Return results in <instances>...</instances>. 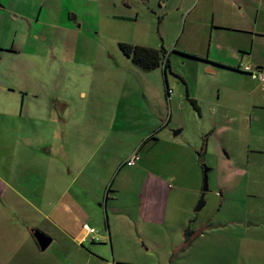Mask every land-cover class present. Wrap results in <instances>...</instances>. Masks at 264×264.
Returning <instances> with one entry per match:
<instances>
[{
  "label": "crops",
  "instance_id": "0c3cea01",
  "mask_svg": "<svg viewBox=\"0 0 264 264\" xmlns=\"http://www.w3.org/2000/svg\"><path fill=\"white\" fill-rule=\"evenodd\" d=\"M64 2L73 16V24L66 19L67 23L59 25L66 31L79 32L78 18L87 17V13L95 9L97 13L100 8L99 3L88 0H64L60 5L63 6ZM160 2L162 0H158L159 5ZM125 5L130 9L129 3ZM113 6L116 8L115 4ZM158 8L162 12L159 17L164 30L172 29L176 34L172 50L168 51L163 46L168 52L170 71V57L174 54L185 65L189 62L191 70L194 69L191 83L186 75L175 74V77L183 84L186 98L195 101L199 119L205 122L202 133L206 143L201 151L209 162L211 189H216L214 196L221 200L218 211L228 206L230 200L232 208L239 206L241 211L235 210L233 213L234 222L223 220L213 223L211 215V234L229 242L233 234L213 228H224L223 223H229L232 232L238 235L257 232L263 235L264 217L256 221L247 218V209L238 197L264 186V164L260 160L264 158V82L253 81L238 69L249 66L264 72V0H163ZM170 13L175 15L168 16ZM127 18L130 17L122 14L112 16L114 20ZM28 36L35 39L32 34ZM161 36L164 40V34ZM28 55V62L36 57L35 53ZM162 76L164 83L161 90L163 87L168 101L171 97L166 96L168 79L163 73ZM26 78L28 92L19 91L29 99L23 97L19 102L5 103L0 107L11 116L0 119H5L0 125V264H42V256L38 254L51 246L54 233L60 239L80 246V249H86L84 245L91 244L86 249L88 258L97 260L99 264H150L147 255L160 254L163 257L164 253H169L173 256L190 248L202 230L201 226L195 229L198 213L192 210L196 207L194 197L197 193L198 197L199 192L191 190L189 193L190 208L184 209L180 202H175L172 212L169 201L172 194L176 197L177 190L172 193L173 187L169 181L176 180L181 185L183 174L175 179L172 175H164L165 172L146 173L135 200L134 212L128 207L106 202L105 214L108 212L111 218L108 215L105 217L103 230L99 231L101 236L95 230L97 243L91 237L86 238L85 230L91 227L81 226V214H86L78 193H69L74 186L79 190L88 189V181L92 178H83L88 158L92 156L104 165L107 151L114 148L109 143L104 146L103 138L108 136L88 135L87 124L71 120L70 98L63 99L53 93L54 98H49V102L44 96H41L44 103L37 102L41 82L31 72L26 74ZM81 87L77 94L85 99L86 91ZM171 95L174 97V91ZM40 113L43 119L49 120L46 131L41 128ZM95 120L92 122L97 124ZM171 120L169 118L168 123ZM163 121L158 130L151 128L148 131L150 138H141L128 156L133 152L139 154L156 132H164V136L166 124ZM184 130V127L179 129L181 132L178 135ZM39 153H42V157ZM4 156L10 157V161ZM81 159L84 160L80 166ZM125 161L116 163V166L119 164L116 176L125 170L131 173L141 170L138 164L133 168L125 166ZM121 176L132 182L127 174ZM113 184L114 180L110 188ZM157 186L166 190L159 209L154 200L148 204L146 199L147 195L154 194ZM185 186L180 188L182 193L187 191ZM248 197L256 198L254 195ZM211 206H215L212 192ZM155 207L158 218L152 220L151 213ZM92 217L95 216L91 215L90 219ZM98 220L99 217L92 219V222ZM186 229L196 236L184 248ZM34 232L50 239L51 243L45 251H40ZM171 237L175 244L171 242ZM164 241L167 243L164 244ZM171 257H166V264H172ZM158 264L164 263L159 259Z\"/></svg>",
  "mask_w": 264,
  "mask_h": 264
},
{
  "label": "rangeland",
  "instance_id": "374dc122",
  "mask_svg": "<svg viewBox=\"0 0 264 264\" xmlns=\"http://www.w3.org/2000/svg\"><path fill=\"white\" fill-rule=\"evenodd\" d=\"M63 1L0 0V107L5 103L19 102L23 97L29 99L22 92H28L26 74L31 72L41 82V93L36 99L37 102L44 103L41 96L46 97L49 102V98H54L53 93L63 99L70 98L71 120L87 124L85 128L88 129V135L108 136L103 138L104 146L109 143L114 149L107 151L104 165L91 156L88 158L86 170H83V178H92L88 181V189L79 190L74 186L69 193H78L81 207L86 214H81V226L94 228L98 235L101 236L99 231L103 230L105 217L108 215L111 218L108 212L105 214L106 202L128 207L134 212L135 200L147 172H165L164 175H172L175 179L183 174L181 185L176 180L169 181L173 187L172 193L177 190L176 197L173 194L169 197L172 212L175 202H180L184 209L190 208L191 190L199 192V196L197 197V193L193 200L196 205L201 196L203 179V166L198 163L199 157H204L205 167L209 169V162L201 151L205 142L202 133L205 122L199 119L197 110L184 94L183 84L175 77V74L186 75L191 83L194 69L191 70L190 63L185 65L176 54L171 55L172 70H166V77L169 89L174 91V97L170 95V100L167 101L163 87L161 90V84L164 83L162 67L144 72L126 59L118 49V44L121 43L152 49H161L164 46L168 51L172 50L176 34L172 29L164 30V24L159 17L162 12L158 7H161L163 0L160 5L158 0H88L99 3V14L95 9L94 12L89 11L87 17H83L84 20L78 18L79 32L59 28L60 24L67 23L66 19L73 24L71 9H66L65 2L63 6L60 5ZM125 3H129L130 9ZM115 14L130 18L114 20L112 16ZM172 15L175 14L170 13L168 16ZM28 34H32L35 39L29 38ZM161 34H164V40ZM30 53L36 54L32 62H28ZM79 86L86 91L85 99L78 97ZM6 117L11 116L0 110V119ZM42 117L40 113L41 128L46 131L49 120ZM169 118H172L170 123ZM162 119L165 120L162 123L166 124V134L162 136L164 132H156L153 135L154 140L150 139L141 149V160L138 163L141 170L137 173L125 170L116 176L118 165L127 159L134 145L143 137L149 139L148 131L157 128ZM3 120H0V125ZM57 126L60 124L57 123ZM182 127L185 128L184 132L174 137V131ZM157 140L159 141L154 143ZM117 141L119 142L116 143ZM151 146L154 147L149 149ZM39 154L42 157V153ZM4 157L7 161L11 159ZM82 160L84 159L80 160V166ZM260 160L264 164V158L261 157ZM117 162L119 164L116 166ZM122 174L130 176L132 182L125 180ZM211 177L212 174L208 173V191L204 196L208 204L196 214L197 222L194 227L197 229L201 226L202 230L195 243L185 249L184 253L173 256L169 253H164L163 257L160 254L147 255L150 264H158L159 259L166 264V257L168 259L171 256L172 264H264V234L257 232L238 235L237 232H232L229 223H223L224 228L213 227L223 229L222 233L233 234L229 242L211 234V215L213 223L223 220L234 222L233 213L235 210L240 211L239 206L232 208V200L227 202L228 206L221 207L218 211L221 200L214 196L216 189H211ZM262 177L264 180V176ZM113 180L114 184L110 188ZM187 183L189 185L185 186ZM184 186L187 191L182 193L180 188ZM211 192L215 201L213 207ZM153 193L147 195L146 199L148 204L154 200L159 209L166 190L157 186ZM250 195L256 198L248 197ZM238 200L244 203L247 218L256 221L264 217V186L243 193ZM157 207L151 213L152 220L158 218ZM91 215L95 217L90 219ZM97 217L100 220L93 223L92 219ZM206 225L209 227H205ZM53 238L51 246L44 253L38 254L42 256V264H99L97 260L88 258L86 249L91 244L84 245L86 249H80V246L60 239L57 233L53 234ZM170 240L174 242L173 237Z\"/></svg>",
  "mask_w": 264,
  "mask_h": 264
},
{
  "label": "trees",
  "instance_id": "16d2710c",
  "mask_svg": "<svg viewBox=\"0 0 264 264\" xmlns=\"http://www.w3.org/2000/svg\"><path fill=\"white\" fill-rule=\"evenodd\" d=\"M118 49L126 59H128L134 66H136L137 68L141 69L144 72H151L153 70L158 69L159 67H162V70H163L162 72L165 78H166V70L170 72L168 52L163 47L161 49H152V48H148L144 46H134V45L119 43ZM238 70L244 73L240 68ZM170 95H171V91L169 89H166L167 98H169ZM189 102L194 107L195 110H198V107L195 101L189 99ZM205 143L206 141L204 142V146H205ZM134 153L138 155L139 157L138 162H139L140 161L139 154L137 152H133L132 154ZM132 154H130L128 158ZM125 162H124V165L126 166ZM138 162L135 164V166L138 164ZM135 166H132L129 168H133ZM194 236L196 235H193V231H191L190 229L185 230L184 248L188 247V245L191 244ZM94 242L96 241L94 240Z\"/></svg>",
  "mask_w": 264,
  "mask_h": 264
},
{
  "label": "water",
  "instance_id": "95a60500",
  "mask_svg": "<svg viewBox=\"0 0 264 264\" xmlns=\"http://www.w3.org/2000/svg\"><path fill=\"white\" fill-rule=\"evenodd\" d=\"M181 131H174L173 136H177ZM204 157L201 156L198 159V163L203 166V179H202V188H201V196L196 204V207L194 209L195 213H199L202 211V209L206 205V201L204 199L205 193L208 191V185H207V174L209 172V169L205 167L204 164ZM34 238L39 246L40 251H45L46 248L50 245L51 241L47 237L43 236L42 234L38 232H34Z\"/></svg>",
  "mask_w": 264,
  "mask_h": 264
},
{
  "label": "built area",
  "instance_id": "2783aa9c",
  "mask_svg": "<svg viewBox=\"0 0 264 264\" xmlns=\"http://www.w3.org/2000/svg\"><path fill=\"white\" fill-rule=\"evenodd\" d=\"M240 69L244 73L248 74L252 80L258 81L260 83L264 82V72H262L261 70H253L249 66H242L240 67ZM138 160H139L138 155L134 153L129 158H127L125 164L127 167H132V166H135ZM85 233H86V238L91 237L92 241L94 240L98 241V239H96L94 229L86 228Z\"/></svg>",
  "mask_w": 264,
  "mask_h": 264
}]
</instances>
